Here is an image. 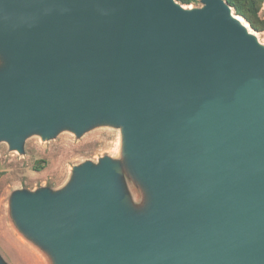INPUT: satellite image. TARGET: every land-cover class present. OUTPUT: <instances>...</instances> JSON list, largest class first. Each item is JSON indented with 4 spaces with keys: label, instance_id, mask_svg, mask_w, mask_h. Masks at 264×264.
I'll use <instances>...</instances> for the list:
<instances>
[{
    "label": "water",
    "instance_id": "1",
    "mask_svg": "<svg viewBox=\"0 0 264 264\" xmlns=\"http://www.w3.org/2000/svg\"><path fill=\"white\" fill-rule=\"evenodd\" d=\"M205 1L0 0L20 55L0 74V136L110 109L166 193L156 222L132 224L106 161L65 196L20 200L68 264H264V50L226 0Z\"/></svg>",
    "mask_w": 264,
    "mask_h": 264
},
{
    "label": "rangeland",
    "instance_id": "2",
    "mask_svg": "<svg viewBox=\"0 0 264 264\" xmlns=\"http://www.w3.org/2000/svg\"><path fill=\"white\" fill-rule=\"evenodd\" d=\"M175 1L188 10L206 6L205 0ZM252 1L259 5L258 15L247 1L252 23L241 16L258 33L257 42L264 50V0ZM19 61L13 46L0 40V74ZM122 135H129L134 145L126 121L100 108L82 127L61 117L50 132L36 125L26 129L19 141L0 136V264H68L59 244L22 219L18 203L42 194L65 196L83 170L98 171L106 161L113 168L111 187L122 215L137 226L151 225L161 217L166 206L163 185L143 166L137 151L135 157L127 156L120 145Z\"/></svg>",
    "mask_w": 264,
    "mask_h": 264
},
{
    "label": "bare ground",
    "instance_id": "3",
    "mask_svg": "<svg viewBox=\"0 0 264 264\" xmlns=\"http://www.w3.org/2000/svg\"><path fill=\"white\" fill-rule=\"evenodd\" d=\"M231 17L245 28L248 35L254 36L257 39V41H259L258 33H256L250 27L247 20H245L241 15L235 13L232 8H231ZM120 145L126 151L127 156H130V157L136 156L137 153L133 148L132 140L129 135H122V137L120 138ZM18 233L20 234V236L22 235L26 239L24 234H22L20 231H18Z\"/></svg>",
    "mask_w": 264,
    "mask_h": 264
},
{
    "label": "trees",
    "instance_id": "4",
    "mask_svg": "<svg viewBox=\"0 0 264 264\" xmlns=\"http://www.w3.org/2000/svg\"><path fill=\"white\" fill-rule=\"evenodd\" d=\"M180 1L184 2L185 0H180ZM247 1L251 3V6L250 5H247V6L252 8L255 15H258L259 5L255 4L256 2H253L252 0H226V2L235 9L237 14L245 16L252 23V20H250V17L247 15L246 9H245Z\"/></svg>",
    "mask_w": 264,
    "mask_h": 264
}]
</instances>
